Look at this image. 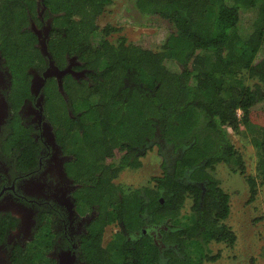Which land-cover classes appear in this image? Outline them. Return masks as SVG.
<instances>
[{
	"label": "trees",
	"instance_id": "16d2710c",
	"mask_svg": "<svg viewBox=\"0 0 264 264\" xmlns=\"http://www.w3.org/2000/svg\"><path fill=\"white\" fill-rule=\"evenodd\" d=\"M115 1L0 0L1 52L14 66L42 57L28 28L31 19L40 21V2L45 16L52 18L50 50L63 65L66 54H77L91 69V83L69 75L68 99L50 94L48 101V106L60 108L57 122L67 125L59 138L76 157L74 173L102 212L84 246L88 264H159V247L150 236L125 243L117 237L105 252L101 246L114 213L131 230L142 222L146 209L154 220L171 216L182 226L168 234L182 252L173 255L171 264H203L205 243L233 246L237 240L226 223L230 194L209 170L226 163L245 172L243 155L227 137L228 128L238 131L242 123L262 122L254 139L257 175L247 177L250 201L257 195L258 180L264 184V0H124L127 18L137 25L156 23L165 35L159 43L121 36L117 42L105 38L94 45L98 19ZM246 28L252 30L246 34ZM119 29L108 24L102 31L107 35ZM74 106L78 108L70 115L67 108ZM70 135L83 142L79 150L67 142ZM157 136L160 146L171 144L179 152L173 170L166 167L155 187H144L145 193L114 184L125 167L140 166L142 149ZM116 149L125 151L122 159L108 163ZM187 170L195 180H204L205 188L184 181ZM189 197L191 214L181 217ZM193 249H200L198 255ZM43 260L34 251L16 264Z\"/></svg>",
	"mask_w": 264,
	"mask_h": 264
},
{
	"label": "flooded vegetation",
	"instance_id": "af4514ba",
	"mask_svg": "<svg viewBox=\"0 0 264 264\" xmlns=\"http://www.w3.org/2000/svg\"><path fill=\"white\" fill-rule=\"evenodd\" d=\"M42 6L39 2V23L31 19L28 27L36 35L35 46L42 57L36 55L30 65L14 66L0 49V264H16L17 259L34 251L43 257L44 264H88L84 246L102 212L74 173L78 168L76 157L58 136L60 108L48 106V101L50 94L57 100L59 94L68 99L65 81L69 75L91 83V69L77 54H66L63 65L50 50L52 18L45 16ZM42 43L47 53L42 51ZM76 108L67 111L73 115ZM76 113L79 115V111ZM122 157L108 163H118ZM123 170L113 178L114 184ZM182 179L205 188V181L195 180L190 170ZM141 190L145 193L144 188ZM160 190L165 193V188ZM160 199L164 202L165 197ZM150 210L146 209L142 222L131 230L114 213V221L104 227V252L117 237L125 243L150 236L159 247V264H171L173 255L181 256L179 244L168 238L181 226L171 216L154 220Z\"/></svg>",
	"mask_w": 264,
	"mask_h": 264
},
{
	"label": "rangeland",
	"instance_id": "374dc122",
	"mask_svg": "<svg viewBox=\"0 0 264 264\" xmlns=\"http://www.w3.org/2000/svg\"><path fill=\"white\" fill-rule=\"evenodd\" d=\"M124 4V0H116L99 17L100 30L94 36L93 44L99 45L105 38L117 42L121 36L126 37L128 41L147 43L151 42L149 39H152L151 43H159L161 37L165 35L161 26L156 23L154 25L135 24L125 16ZM108 24L120 29L106 35L102 28ZM245 30L248 34L252 28ZM247 82H252V80L248 79ZM96 99L97 97L93 98V100ZM261 106L262 104H259V107ZM261 123V121L249 125L242 123L238 131L231 128L226 130L227 137L243 155L245 172L234 171L226 163H218L214 169H209L220 181V185L230 194L231 213L226 223L235 231L237 240L233 246L217 241L205 243L203 251L207 257L203 259V264H264V184L258 180L257 195L254 200L250 201L251 191L247 179L248 176L257 175L259 154L254 145V139L258 135L256 129ZM66 128L67 125L62 122L58 128V136H62ZM67 142L78 150L83 144L76 135H70ZM162 145L160 146L156 139L150 141L141 151L140 166L137 168L130 166L123 170L119 180L116 181L117 184L130 189L152 187L158 182L156 177L164 175L166 167L173 170L179 152L171 144L163 143ZM122 156L123 152L117 151L107 162H113ZM192 204L193 200L189 197L180 215L191 214ZM183 222H187V219H183ZM193 251L196 253L194 255H198L200 249L197 252L194 249ZM216 255L218 257L213 259ZM193 262L195 264V260Z\"/></svg>",
	"mask_w": 264,
	"mask_h": 264
},
{
	"label": "water",
	"instance_id": "95a60500",
	"mask_svg": "<svg viewBox=\"0 0 264 264\" xmlns=\"http://www.w3.org/2000/svg\"><path fill=\"white\" fill-rule=\"evenodd\" d=\"M34 31H36V30H34ZM43 45H46V44H43V43H42V46H41V47H42V51H43L44 53H47V48H46L45 46H43Z\"/></svg>",
	"mask_w": 264,
	"mask_h": 264
},
{
	"label": "built area",
	"instance_id": "2783aa9c",
	"mask_svg": "<svg viewBox=\"0 0 264 264\" xmlns=\"http://www.w3.org/2000/svg\"><path fill=\"white\" fill-rule=\"evenodd\" d=\"M239 115H241L242 114V111L241 110H239V113H238Z\"/></svg>",
	"mask_w": 264,
	"mask_h": 264
}]
</instances>
